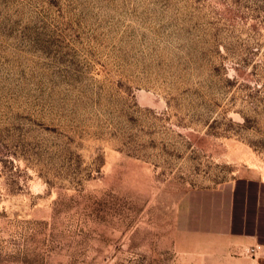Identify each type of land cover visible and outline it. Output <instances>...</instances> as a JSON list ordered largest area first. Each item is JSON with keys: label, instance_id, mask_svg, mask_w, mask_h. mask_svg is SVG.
I'll list each match as a JSON object with an SVG mask.
<instances>
[{"label": "rangeland", "instance_id": "374dc122", "mask_svg": "<svg viewBox=\"0 0 264 264\" xmlns=\"http://www.w3.org/2000/svg\"><path fill=\"white\" fill-rule=\"evenodd\" d=\"M238 176L264 0H0V264H264L190 228L188 191Z\"/></svg>", "mask_w": 264, "mask_h": 264}, {"label": "crops", "instance_id": "0c3cea01", "mask_svg": "<svg viewBox=\"0 0 264 264\" xmlns=\"http://www.w3.org/2000/svg\"><path fill=\"white\" fill-rule=\"evenodd\" d=\"M186 209L194 231L244 239L264 250V179L238 176L194 188L187 193Z\"/></svg>", "mask_w": 264, "mask_h": 264}, {"label": "built area", "instance_id": "2783aa9c", "mask_svg": "<svg viewBox=\"0 0 264 264\" xmlns=\"http://www.w3.org/2000/svg\"><path fill=\"white\" fill-rule=\"evenodd\" d=\"M249 250H250L251 252H253V251L255 250L254 246H250V247H249Z\"/></svg>", "mask_w": 264, "mask_h": 264}]
</instances>
